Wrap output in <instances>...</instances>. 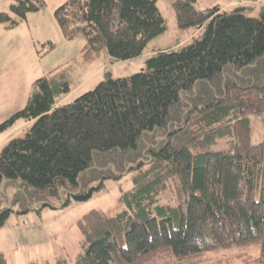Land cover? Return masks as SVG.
<instances>
[{
    "label": "trees",
    "instance_id": "1",
    "mask_svg": "<svg viewBox=\"0 0 264 264\" xmlns=\"http://www.w3.org/2000/svg\"><path fill=\"white\" fill-rule=\"evenodd\" d=\"M197 1L172 3L191 38L153 49L131 75H109L70 102L68 66L32 81L26 105L0 123L1 134L33 120L0 151V228L12 203L25 212L64 189L85 199L131 173L115 207L77 221L84 249L73 264H202L208 251L230 247L244 251L213 264H264V141L250 143L251 114L264 111V1L258 16L248 1L205 9ZM46 5L11 0L0 23L15 27ZM54 13L67 38L85 35L84 63L104 48L136 57L167 29L156 0H65ZM228 135L232 145L212 149Z\"/></svg>",
    "mask_w": 264,
    "mask_h": 264
},
{
    "label": "rangeland",
    "instance_id": "2",
    "mask_svg": "<svg viewBox=\"0 0 264 264\" xmlns=\"http://www.w3.org/2000/svg\"><path fill=\"white\" fill-rule=\"evenodd\" d=\"M65 0H46L47 5L39 11L28 13L25 20L9 28L0 23V123L22 109L29 98L32 81L50 71L69 67L71 69V91L63 98L70 102L94 88L109 75L128 76L147 64L153 49L175 45L186 37L192 28H180L172 6L175 0H156L164 15L167 29L151 37L144 53L128 59H118L107 48L90 62L82 61L86 37L79 33L67 38L56 17L55 9ZM235 0H198L196 7L205 9L215 4L233 3ZM240 1V0H239ZM249 1V0H248ZM11 0H0V11L10 12ZM250 15L258 16V5ZM54 46L51 48V45ZM51 48V49H50ZM41 50V53H40ZM41 54V55H40ZM251 144L264 141V111L251 114ZM33 120L19 119L0 134V151L11 139L24 137ZM232 145V136H224L212 144V149ZM99 181L93 184L98 185ZM133 187L131 173L119 178H106L104 185L93 189L85 199L75 198L73 192L63 190L64 197H70L64 204V197L49 195L41 207L19 212L20 207L12 203V211L0 228V251L8 264H58L65 259L73 264L76 255L83 251V235L77 221L92 208L112 209L118 204L120 195ZM16 187L8 183L6 193L13 195ZM8 204V203H7ZM9 205V204H8ZM244 251L239 247L216 248L205 255L202 264H213L217 259L236 260L235 254Z\"/></svg>",
    "mask_w": 264,
    "mask_h": 264
},
{
    "label": "crops",
    "instance_id": "3",
    "mask_svg": "<svg viewBox=\"0 0 264 264\" xmlns=\"http://www.w3.org/2000/svg\"><path fill=\"white\" fill-rule=\"evenodd\" d=\"M264 0H249L248 2L249 3H253V4H256V5H259L260 3H262ZM247 2V3H248ZM235 4H239V0H235L233 3H223V4H220L222 8H229ZM194 30H192V32L188 35V37H186V39L184 40H188L189 38H191V36L194 34ZM180 42H183V41H180ZM168 46H173V45H169ZM168 46H162V47H168Z\"/></svg>",
    "mask_w": 264,
    "mask_h": 264
},
{
    "label": "built area",
    "instance_id": "4",
    "mask_svg": "<svg viewBox=\"0 0 264 264\" xmlns=\"http://www.w3.org/2000/svg\"><path fill=\"white\" fill-rule=\"evenodd\" d=\"M246 1H248V0H240V2H246Z\"/></svg>",
    "mask_w": 264,
    "mask_h": 264
},
{
    "label": "water",
    "instance_id": "5",
    "mask_svg": "<svg viewBox=\"0 0 264 264\" xmlns=\"http://www.w3.org/2000/svg\"><path fill=\"white\" fill-rule=\"evenodd\" d=\"M37 205V204H36Z\"/></svg>",
    "mask_w": 264,
    "mask_h": 264
}]
</instances>
